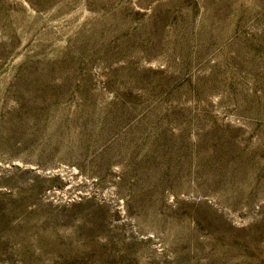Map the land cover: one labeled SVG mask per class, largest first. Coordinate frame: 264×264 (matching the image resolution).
Returning a JSON list of instances; mask_svg holds the SVG:
<instances>
[{
	"label": "rangeland",
	"instance_id": "1",
	"mask_svg": "<svg viewBox=\"0 0 264 264\" xmlns=\"http://www.w3.org/2000/svg\"><path fill=\"white\" fill-rule=\"evenodd\" d=\"M0 264H264V0H0Z\"/></svg>",
	"mask_w": 264,
	"mask_h": 264
}]
</instances>
